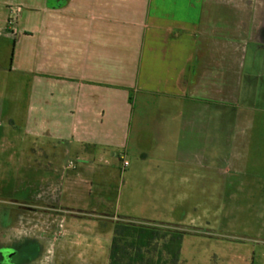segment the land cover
Here are the masks:
<instances>
[{"label":"crops","instance_id":"0c3cea01","mask_svg":"<svg viewBox=\"0 0 264 264\" xmlns=\"http://www.w3.org/2000/svg\"><path fill=\"white\" fill-rule=\"evenodd\" d=\"M0 37V114L6 94L27 105L12 147H38L46 170L81 161L46 172L45 200H81L88 171L99 201L155 209L208 169L264 167V0H0Z\"/></svg>","mask_w":264,"mask_h":264},{"label":"rangeland","instance_id":"374dc122","mask_svg":"<svg viewBox=\"0 0 264 264\" xmlns=\"http://www.w3.org/2000/svg\"><path fill=\"white\" fill-rule=\"evenodd\" d=\"M4 38L0 37V62L5 64L13 38L6 39V46ZM6 73L0 70L3 93L8 91ZM24 96L19 105L12 104L7 94L1 97L5 106L0 114V264H109L114 223L119 218L183 230V264H264V167L225 163L222 169H208L207 180L183 194L182 200L167 194L155 209L152 202L126 201L123 196L119 201L116 196L99 201L90 193L88 171L86 182L74 186L81 200L69 198L66 191L62 199L48 201L46 172L59 170L72 176L80 169L69 168L70 160L76 166L81 161L64 157L58 170H46L38 147H12L13 138L5 132L8 116L26 112ZM126 178L125 169L118 167L115 181L122 192L128 186ZM22 246L26 255L10 262L14 250ZM46 257H50L47 262Z\"/></svg>","mask_w":264,"mask_h":264},{"label":"trees","instance_id":"16d2710c","mask_svg":"<svg viewBox=\"0 0 264 264\" xmlns=\"http://www.w3.org/2000/svg\"><path fill=\"white\" fill-rule=\"evenodd\" d=\"M184 231L168 224L127 218L114 223L109 264H183Z\"/></svg>","mask_w":264,"mask_h":264},{"label":"flooded vegetation","instance_id":"af4514ba","mask_svg":"<svg viewBox=\"0 0 264 264\" xmlns=\"http://www.w3.org/2000/svg\"><path fill=\"white\" fill-rule=\"evenodd\" d=\"M25 247L22 246V248L20 249H15L14 252L12 253L11 257H10V262L16 258H20V256H25L26 252H25Z\"/></svg>","mask_w":264,"mask_h":264},{"label":"clouds","instance_id":"9594fccd","mask_svg":"<svg viewBox=\"0 0 264 264\" xmlns=\"http://www.w3.org/2000/svg\"><path fill=\"white\" fill-rule=\"evenodd\" d=\"M23 233L22 232H20V233H18V235H22ZM49 253H51V249L49 250ZM50 257H46L45 258V262H47V260L49 259Z\"/></svg>","mask_w":264,"mask_h":264},{"label":"built area","instance_id":"2783aa9c","mask_svg":"<svg viewBox=\"0 0 264 264\" xmlns=\"http://www.w3.org/2000/svg\"><path fill=\"white\" fill-rule=\"evenodd\" d=\"M124 167L128 166L129 162L127 160H124Z\"/></svg>","mask_w":264,"mask_h":264}]
</instances>
